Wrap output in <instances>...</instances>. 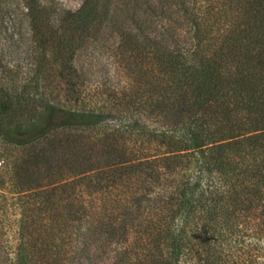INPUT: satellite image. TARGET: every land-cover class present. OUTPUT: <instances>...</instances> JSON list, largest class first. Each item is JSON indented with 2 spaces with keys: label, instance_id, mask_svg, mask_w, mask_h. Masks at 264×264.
I'll return each mask as SVG.
<instances>
[{
  "label": "trees",
  "instance_id": "16d2710c",
  "mask_svg": "<svg viewBox=\"0 0 264 264\" xmlns=\"http://www.w3.org/2000/svg\"><path fill=\"white\" fill-rule=\"evenodd\" d=\"M23 6L0 264H264V0Z\"/></svg>",
  "mask_w": 264,
  "mask_h": 264
},
{
  "label": "rangeland",
  "instance_id": "374dc122",
  "mask_svg": "<svg viewBox=\"0 0 264 264\" xmlns=\"http://www.w3.org/2000/svg\"><path fill=\"white\" fill-rule=\"evenodd\" d=\"M60 4L68 9L77 10L84 0H59ZM26 9L23 0H0V157L4 160L3 168L11 159L13 146L1 133L6 127L7 121L18 123L22 120V112L15 114L11 105H5L1 100L4 89H11L14 95V102L20 98L21 92L27 87L29 82L28 70L30 68V49L28 43L29 20L25 16ZM91 58L98 62L99 72L102 76L109 77L117 83L120 77L115 71L114 61L109 52H94ZM88 61L87 55L83 58V63ZM6 69H10L7 72ZM8 113V114H7ZM20 215L9 217L11 220H19Z\"/></svg>",
  "mask_w": 264,
  "mask_h": 264
},
{
  "label": "built area",
  "instance_id": "2783aa9c",
  "mask_svg": "<svg viewBox=\"0 0 264 264\" xmlns=\"http://www.w3.org/2000/svg\"><path fill=\"white\" fill-rule=\"evenodd\" d=\"M4 164V160L0 157V167H2Z\"/></svg>",
  "mask_w": 264,
  "mask_h": 264
}]
</instances>
